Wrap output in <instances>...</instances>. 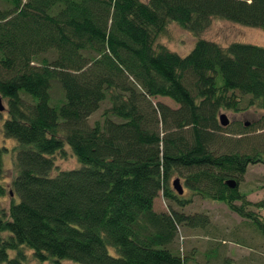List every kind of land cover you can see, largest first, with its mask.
<instances>
[{"label":"trees","instance_id":"trees-1","mask_svg":"<svg viewBox=\"0 0 264 264\" xmlns=\"http://www.w3.org/2000/svg\"><path fill=\"white\" fill-rule=\"evenodd\" d=\"M214 16L264 29V0H0V123L15 141L0 146V263L203 264L176 247L178 226L207 233L210 220L174 207L189 201L174 177L264 236L238 188L264 161V46L154 42L166 21L197 33ZM242 101L262 112L257 139L245 121L219 123L220 108ZM66 148L78 161L57 167ZM159 192L166 209L154 208ZM217 240L204 264H240Z\"/></svg>","mask_w":264,"mask_h":264},{"label":"rangeland","instance_id":"rangeland-1","mask_svg":"<svg viewBox=\"0 0 264 264\" xmlns=\"http://www.w3.org/2000/svg\"><path fill=\"white\" fill-rule=\"evenodd\" d=\"M197 36L210 38L222 44H226L233 39H238L264 46V29L215 16L211 17L209 23L197 33L181 27L175 21H166L163 28L159 30L154 38V42L162 43L170 49L184 53L190 49ZM56 95L57 91H54L52 96L54 97ZM236 97L244 98L240 93H236ZM153 100H161L171 106L176 105L172 99L164 95L154 96ZM239 106L237 110L225 107L220 108L219 111L225 112L229 119L226 126H229V128L235 127L238 125L237 122L245 121L246 125H248L246 134L250 137L249 139H257L261 129L257 128L255 124L251 125V123L256 122L262 112L253 106L245 107L244 101L239 102ZM102 107L89 115V123L101 117ZM1 114H5L4 110H2ZM222 133L220 134L222 136L229 134L227 132ZM14 143V138L3 135L0 123V146L6 145L11 148ZM11 155L10 151H6L4 154L3 166L5 168L11 166ZM54 159L57 167H73L78 161L75 155L70 152L69 148H66L65 155L57 153ZM4 178L5 176L0 177V179ZM180 184L183 187V195L186 198L189 197V201L180 207L173 204L174 207L180 208L184 212H193L196 210L206 211L210 220L207 233L203 228L197 226L189 227L179 224L176 239L177 246L175 243L174 245L177 248L180 247L178 249L182 254L192 255L197 263L204 264L205 261L203 260L204 252L207 249L206 247L212 245V243H216L219 237H224L225 242L222 241L223 245L218 246V249L231 254L237 262L240 264H264V236L260 235L262 233L256 231L253 226L251 229V226L245 222L246 218L228 208L223 201L192 193L182 180H180ZM238 188L241 191H246V197L252 201V204H249L247 207L255 211V214L264 221V200L262 205L256 204V202L264 199V161H256L247 165L242 179L238 182ZM166 201L159 192L153 201L154 208L156 210L166 209ZM1 202L7 204L8 196H2ZM239 237L245 240L244 243L251 245H245ZM109 250L111 252L115 251L113 246ZM70 262L72 264H80L74 263L73 260Z\"/></svg>","mask_w":264,"mask_h":264},{"label":"water","instance_id":"water-1","mask_svg":"<svg viewBox=\"0 0 264 264\" xmlns=\"http://www.w3.org/2000/svg\"><path fill=\"white\" fill-rule=\"evenodd\" d=\"M4 107L5 106H4V103L2 101V97L0 95V111L3 110ZM218 120H219V123L222 125H226L229 121L228 117L226 116V113L222 112V111H220L218 113ZM226 182L229 183L230 185H233L234 180L232 178H229V179H226ZM172 184L178 192L181 193L183 191L182 185L180 184L178 177H174L172 179Z\"/></svg>","mask_w":264,"mask_h":264},{"label":"bare ground","instance_id":"bare-ground-1","mask_svg":"<svg viewBox=\"0 0 264 264\" xmlns=\"http://www.w3.org/2000/svg\"><path fill=\"white\" fill-rule=\"evenodd\" d=\"M4 100V99H3ZM6 105V104H5ZM2 113V112H1ZM182 180V179H181ZM176 190V189H175ZM178 193V192H177ZM184 193V192H183ZM179 194V193H178Z\"/></svg>","mask_w":264,"mask_h":264}]
</instances>
